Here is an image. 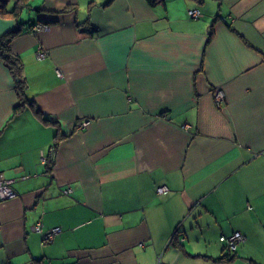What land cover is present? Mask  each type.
I'll return each mask as SVG.
<instances>
[{"label":"crops","instance_id":"1","mask_svg":"<svg viewBox=\"0 0 264 264\" xmlns=\"http://www.w3.org/2000/svg\"><path fill=\"white\" fill-rule=\"evenodd\" d=\"M2 5L0 264H264V0Z\"/></svg>","mask_w":264,"mask_h":264},{"label":"built area","instance_id":"2","mask_svg":"<svg viewBox=\"0 0 264 264\" xmlns=\"http://www.w3.org/2000/svg\"><path fill=\"white\" fill-rule=\"evenodd\" d=\"M189 15L192 18H199L201 16V11L199 9H191L189 10ZM31 31L37 32V31H48L50 30L49 24H45L42 22H36L33 26H31ZM46 55V52L41 51L38 52V57L42 58ZM223 97V91H217L216 92V101L221 100ZM88 124V120L83 122V125ZM14 181L11 179H5L0 175V199H5V198H12L15 196V191L12 188V183ZM71 189H65L64 192L68 193L70 192ZM158 192L159 193H166L168 192V188L166 186H160L158 187ZM34 229L39 232H43L42 228V223L38 222L35 226ZM60 231V227H54L49 230H47L44 233V239L46 242H50L54 239L56 233ZM244 235L240 231H236L230 235H223L220 237V240L226 245V248L229 252H236L238 245L244 241ZM3 264H11V263H3Z\"/></svg>","mask_w":264,"mask_h":264},{"label":"trees","instance_id":"3","mask_svg":"<svg viewBox=\"0 0 264 264\" xmlns=\"http://www.w3.org/2000/svg\"><path fill=\"white\" fill-rule=\"evenodd\" d=\"M158 0H151V2H156ZM2 2L4 3L5 0H0V13L4 12L3 5ZM92 2L90 3V8L92 6ZM70 7V6H69ZM67 9V8H66ZM210 37L213 35V28H211L210 30ZM16 32H7L3 35H0V52L2 57L4 58L6 64L11 68L15 78H16V84H17V88L19 90V95L21 96L22 99L27 100L26 96H25V80L22 76V62L21 59L14 55L12 53L11 50V46H10V41L12 36L15 34ZM236 252H229L228 253H223L222 257L224 259H231L234 257Z\"/></svg>","mask_w":264,"mask_h":264}]
</instances>
